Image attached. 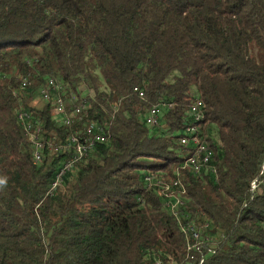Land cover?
Masks as SVG:
<instances>
[{
  "label": "trees",
  "instance_id": "1",
  "mask_svg": "<svg viewBox=\"0 0 264 264\" xmlns=\"http://www.w3.org/2000/svg\"><path fill=\"white\" fill-rule=\"evenodd\" d=\"M47 78L89 91L82 124L107 136L52 195L63 157L35 164L16 120L19 99L45 139L78 128L35 103ZM158 103L171 107L149 128ZM193 125L214 175L182 168L192 152L179 138ZM177 174L178 220L145 185ZM196 224L213 241L192 251L196 264H264V0H0V264L181 262Z\"/></svg>",
  "mask_w": 264,
  "mask_h": 264
},
{
  "label": "built area",
  "instance_id": "2",
  "mask_svg": "<svg viewBox=\"0 0 264 264\" xmlns=\"http://www.w3.org/2000/svg\"><path fill=\"white\" fill-rule=\"evenodd\" d=\"M30 86L28 76L20 79V88L27 89ZM79 94L68 93L65 84L55 78H47L44 85L41 86L36 94L35 100L37 104L49 105L51 120L58 126L78 128L72 133L67 134V143L55 142V136L45 139L44 129L41 121L34 115L33 111L25 108L18 99L16 93L14 97L18 99V107L16 109V120L23 132L25 133L31 149V159L35 164H40L46 153L56 154L63 157L60 161L53 182L50 185L47 195H52L55 190L62 188L64 178L67 175H73L81 166H83L91 152L97 145L106 143L107 136L102 127L95 123L82 124L83 110H85L87 102L85 96H90L89 91L83 89L78 90ZM133 93L139 98L144 99V93L138 88H133ZM170 105L158 103L152 105L144 114V123L149 128L159 125V119L164 110L170 108ZM204 108L200 100H195L189 106L188 114L194 119L200 114H204ZM78 125H81L79 128ZM179 142L186 152H193V159L184 162L183 169L189 174V169H196V176L213 175V169L210 167L212 159L211 149H207L201 142L198 130L188 126L181 131ZM156 177L154 175H146L145 185L149 190L156 185ZM254 188V183H252ZM167 193H174V200H167ZM185 187L181 182L179 174L176 175L175 184L160 185V193L163 200V207L175 219H179L181 209L185 207ZM206 227V225H205ZM186 235H190L195 241L193 245L187 244L185 249V258L181 262L167 261L161 258H153L152 264H196V258L192 251L199 250L204 243H212L210 237H201V226L189 225L184 228ZM188 232V233H187ZM203 240H200V239ZM201 263V260L199 264Z\"/></svg>",
  "mask_w": 264,
  "mask_h": 264
},
{
  "label": "bare ground",
  "instance_id": "3",
  "mask_svg": "<svg viewBox=\"0 0 264 264\" xmlns=\"http://www.w3.org/2000/svg\"><path fill=\"white\" fill-rule=\"evenodd\" d=\"M202 103V102H201ZM202 106H203V108H204V105H203V103H202ZM203 118V114H200L197 118H195L194 120H195V122L196 121H199V120H201ZM203 120V119H202ZM100 125V124H99ZM101 126V125H100ZM99 126V127H100ZM194 127H193V129L194 130H198L197 128V126H195V125H193ZM62 128V127H61ZM202 143H203V141H201ZM58 143H67V136H66V138L63 140V141H59ZM205 145V144H204ZM205 147L207 148V149H209L206 145H205ZM211 153H212V151H211ZM190 156L186 159V161L185 162H188V160H191V159H193V152H192V154H189ZM212 158H213V153H212ZM212 160V159H211ZM211 160H210V167L213 169V175L216 173V168L211 164ZM191 170V172L193 173V174H195L196 175V169H190ZM146 180V179H145ZM175 182H176V180L172 183V184H175ZM156 184H158V186L160 187V185H165V184H163L162 183V181H156ZM167 200H174V193H167ZM212 241V240H211Z\"/></svg>",
  "mask_w": 264,
  "mask_h": 264
},
{
  "label": "rangeland",
  "instance_id": "4",
  "mask_svg": "<svg viewBox=\"0 0 264 264\" xmlns=\"http://www.w3.org/2000/svg\"><path fill=\"white\" fill-rule=\"evenodd\" d=\"M67 136V135H66ZM66 136L61 140V141H63L65 138H66ZM55 142H59V141H57L56 140V137H55ZM197 225V224H196Z\"/></svg>",
  "mask_w": 264,
  "mask_h": 264
}]
</instances>
